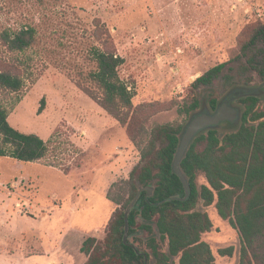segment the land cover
Segmentation results:
<instances>
[{
	"label": "rangeland",
	"instance_id": "1",
	"mask_svg": "<svg viewBox=\"0 0 264 264\" xmlns=\"http://www.w3.org/2000/svg\"><path fill=\"white\" fill-rule=\"evenodd\" d=\"M258 24H264V0H0V36L5 30L36 32L31 48L19 54L6 53L0 39V59L27 69L22 91H1L0 105L12 127L51 142L47 157L37 163L0 158V264H86L84 241L95 237L105 243L118 208L108 191L130 178L141 149L83 89L101 94L90 80L96 49L113 47L124 60L119 76L134 90L135 107L163 110L146 122L148 135L159 125H186L180 103L211 68L231 61L229 73L240 78L243 60L235 58L245 34ZM108 37L113 44L106 43ZM241 76L252 83L235 91L240 94L229 106L239 118L217 127L222 134L239 127L240 98L255 95L264 102L257 74ZM214 85L220 102L232 94L223 78ZM205 111L207 102L198 112ZM197 184L207 185L204 175ZM197 210L213 223L202 239L215 264H238V231L215 204L200 202ZM148 236L139 232L130 241L151 254ZM231 246L233 257L219 256ZM167 250L164 243L162 251Z\"/></svg>",
	"mask_w": 264,
	"mask_h": 264
},
{
	"label": "trees",
	"instance_id": "2",
	"mask_svg": "<svg viewBox=\"0 0 264 264\" xmlns=\"http://www.w3.org/2000/svg\"><path fill=\"white\" fill-rule=\"evenodd\" d=\"M35 36L33 28H25L18 32L5 30L0 39L6 53L12 55L30 49ZM111 41L108 37L106 43L113 44ZM94 58L97 68L90 74V80L101 94L96 97L93 91L83 89L126 128L129 140L141 149V161L128 180L113 184L108 191V200L118 208L104 245L95 237L84 241L86 264H150L151 258L153 264H215L211 246L202 239L212 231L213 223L207 212L197 210L200 202L206 207L215 204L218 215L238 231L241 242L238 264H264V102L255 95L240 98L244 110L237 129L222 134L219 128H212L195 137L182 160V172L191 188L189 198L185 199L184 185L173 171L188 122L199 113L203 103L207 102L209 113L216 112L222 103L216 97V81L223 78L232 94L252 83V78L243 82L241 74L255 73L264 83V24L245 34L235 58L238 62L243 60L238 70L240 78L229 73L234 70L229 66L231 61L211 68L190 86L180 103L179 112L189 118L186 125H159L148 135L146 122L163 110L149 104L134 106V90L119 76L124 60L116 55L115 48L96 49ZM26 70L8 57L1 58L0 92L20 93ZM50 143L12 127L7 110L0 105V158L37 163L47 157ZM201 174L207 185L198 186ZM148 187L154 188L153 195L146 198L144 191L131 212L126 245V211L139 189ZM175 197L179 199H172ZM139 232L148 233L146 246L151 254L142 252L130 241ZM164 243L168 245L167 252L162 251ZM234 252L231 246L220 249L218 254L226 258L233 257Z\"/></svg>",
	"mask_w": 264,
	"mask_h": 264
},
{
	"label": "water",
	"instance_id": "3",
	"mask_svg": "<svg viewBox=\"0 0 264 264\" xmlns=\"http://www.w3.org/2000/svg\"><path fill=\"white\" fill-rule=\"evenodd\" d=\"M240 93L236 92L228 96L218 107L216 112L209 113V112H201L196 115H194L191 120L188 122V124L185 127V130L181 137L180 147L177 152V155L175 157L174 163H173V171L174 173L180 178L182 181L186 197L185 199L189 198L191 195V188L189 181L185 177V175L182 172V160L192 143V141L195 139L196 136H198L200 133H203L209 129L217 128L223 123H230L234 124L238 118L239 113L238 110L235 108H231L229 106L230 101H232L234 98H236ZM147 192L146 198H149L153 195L154 188L148 187V188H140L138 191V194L133 199L131 204L129 205L126 214H125V234H124V243L128 245V238H129V217L133 209L135 208L136 204L139 202L140 197L143 192ZM172 199H179L177 197ZM169 199V200H172Z\"/></svg>",
	"mask_w": 264,
	"mask_h": 264
}]
</instances>
